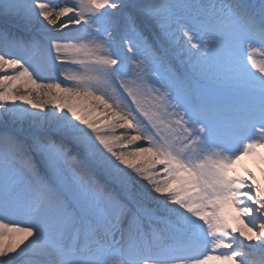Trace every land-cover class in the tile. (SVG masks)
Wrapping results in <instances>:
<instances>
[{
    "label": "snow or ice",
    "instance_id": "snow-or-ice-1",
    "mask_svg": "<svg viewBox=\"0 0 264 264\" xmlns=\"http://www.w3.org/2000/svg\"><path fill=\"white\" fill-rule=\"evenodd\" d=\"M0 264H264V0H0Z\"/></svg>",
    "mask_w": 264,
    "mask_h": 264
},
{
    "label": "bare ground",
    "instance_id": "bare-ground-1",
    "mask_svg": "<svg viewBox=\"0 0 264 264\" xmlns=\"http://www.w3.org/2000/svg\"><path fill=\"white\" fill-rule=\"evenodd\" d=\"M69 67H71V66H69ZM19 95H23V94H27V93H25V92H23V90L20 92V93H18ZM245 163H246V165L249 167V168H251L252 169V171L257 175H259V173L257 172V170H256V168L255 167H253V165L251 164V162L250 161H245ZM258 175H257V178H258Z\"/></svg>",
    "mask_w": 264,
    "mask_h": 264
},
{
    "label": "rangeland",
    "instance_id": "rangeland-1",
    "mask_svg": "<svg viewBox=\"0 0 264 264\" xmlns=\"http://www.w3.org/2000/svg\"><path fill=\"white\" fill-rule=\"evenodd\" d=\"M38 166H39V163H38Z\"/></svg>",
    "mask_w": 264,
    "mask_h": 264
}]
</instances>
